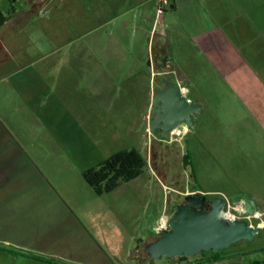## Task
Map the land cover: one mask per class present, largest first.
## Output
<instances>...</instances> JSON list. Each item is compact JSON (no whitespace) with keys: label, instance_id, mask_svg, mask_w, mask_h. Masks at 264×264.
Instances as JSON below:
<instances>
[{"label":"rangeland","instance_id":"rangeland-1","mask_svg":"<svg viewBox=\"0 0 264 264\" xmlns=\"http://www.w3.org/2000/svg\"><path fill=\"white\" fill-rule=\"evenodd\" d=\"M159 1L175 62L186 63L182 49L188 46L195 65L189 66L187 85L207 103H200L203 111L191 130L154 137L149 92L163 75H152L148 63L154 54L150 31L155 23L162 27ZM174 3L0 0L9 18L0 28V115L17 133V142L10 141L17 152L4 151L0 159L15 165L10 178L21 192L0 203V264H195L204 259L201 254L156 260L144 251L157 238L160 217L183 200L179 192L211 199L244 190L257 196L264 214V124L258 123L264 119V93L255 100L249 90L255 84L242 72L228 77L235 86L240 82L232 88L197 52L201 29L216 31L205 4L189 8L190 35L182 26L188 10L173 12ZM251 99L256 103L243 101ZM31 103H37L35 110ZM130 148L147 159L146 171L97 194L84 171ZM185 154L192 158L193 176ZM147 171L162 178L167 190ZM261 249L264 229L253 240L218 251L235 257L215 264H254L264 252L239 254Z\"/></svg>","mask_w":264,"mask_h":264},{"label":"crops","instance_id":"crops-1","mask_svg":"<svg viewBox=\"0 0 264 264\" xmlns=\"http://www.w3.org/2000/svg\"><path fill=\"white\" fill-rule=\"evenodd\" d=\"M145 3L146 2L143 1L141 5H144ZM159 3L160 1L156 3L157 7L159 6ZM197 3L200 5L201 3L202 5L205 4V7L210 12L214 27L216 28V31H211L207 28L201 29V33L198 36H200L199 41L202 50L197 47V52L199 55L203 56L205 60H207L209 65L212 66L211 69H213V71L217 73L219 77H225V80L229 82L232 88H235L236 86L239 87L240 82L238 83L236 80L235 86L234 82H231L228 77L235 76L236 78L238 73H244L245 76L248 77V82L255 84V86L251 89L249 88V90L251 93H255L251 95H253L252 97H255V100L258 101L260 95H258V93H264V64L260 65L261 60H264V0H202V2L201 0H175V3L171 6L173 12H177V10L180 8L183 9V12L185 9L188 10V15L182 18L184 20L182 26L184 30L190 35L191 27L188 26V20L191 19V10L189 11V8H191V5L196 6ZM158 18L162 21V27H159L156 23L154 24L150 31L149 46H151V42L153 46V42L157 37H164V47L168 49L169 62L163 66H158L155 63L154 55L151 53L148 66L152 71V75L157 77L160 75L171 74L175 81L181 84L184 92L191 100H194L198 103H207L198 101L194 96L195 89H192V87L187 85V80H189V77L192 75L191 71L193 72V69L189 66L194 67L195 65V61L193 58L191 60V55L188 52V46L183 45L185 48L182 49V53H184L185 56L182 60H186V63L184 62L179 64L175 62L172 41L167 35L168 30L166 29V24L164 21V12L158 15ZM8 22L9 21H7L2 27L6 26ZM211 32H215V35L212 36ZM3 48L4 47L0 39V50H3ZM242 86L243 85L241 83V87ZM153 90L154 89L151 88L149 92V103L152 100ZM20 93H22V91H20ZM28 93L29 90L26 92V94ZM1 99L2 98H0V100ZM27 99H29V96ZM243 101L245 103H256L252 99ZM35 104L31 103L32 110L36 109ZM2 113L3 114L0 115V158L1 153L4 151L10 150L9 152H12L11 155L15 154L14 151H16V148L10 147L13 145L10 143V141L13 140L17 142V133L8 129L6 126V114L4 112ZM259 121L258 123L264 124V119ZM16 144L18 146V143ZM12 165L13 164L10 163H3V161L0 159V203L3 202V197L9 199L10 196L15 198L21 194L20 191L16 190L20 186L19 182H16L14 179L10 178L11 172L13 171L11 169L15 167V165ZM147 173L148 177L151 178V176H153L156 179L163 181V186L167 190L168 185L162 178L157 177V175H153V173L150 171H147ZM139 178L140 176L137 179ZM170 191L175 192L177 190L170 189ZM179 193L185 196L187 194L197 193V191ZM13 198H11V200ZM259 212L262 214V218L254 217L253 219L257 220V223L251 225L260 226L262 231L264 229V214L261 211L260 206Z\"/></svg>","mask_w":264,"mask_h":264},{"label":"water","instance_id":"water-1","mask_svg":"<svg viewBox=\"0 0 264 264\" xmlns=\"http://www.w3.org/2000/svg\"><path fill=\"white\" fill-rule=\"evenodd\" d=\"M163 53L166 54L163 62L168 64L166 47ZM202 111L203 105L191 100L171 74L163 75L161 85L153 90L149 132L156 137L173 130H191ZM228 202L232 206H243L244 213L250 217L259 212L257 196L244 190H236L229 198L216 196L208 199L201 193L187 194L184 202L173 204L167 223L169 230L147 243L144 251L156 260L163 257L189 258L209 250L218 252L230 248L242 240H253L261 232V227L251 225L247 217L225 216L223 212Z\"/></svg>","mask_w":264,"mask_h":264},{"label":"trees","instance_id":"trees-1","mask_svg":"<svg viewBox=\"0 0 264 264\" xmlns=\"http://www.w3.org/2000/svg\"><path fill=\"white\" fill-rule=\"evenodd\" d=\"M15 10V7H12ZM8 21V16L0 8V27H2ZM184 164L188 167L192 166V176L195 169L193 167L192 158L189 154L184 155ZM148 167V161L144 155L137 148L123 149L115 154L111 155L107 159L103 160L96 166L88 168L84 171L83 176L85 180L93 187L97 194L103 195L116 190L123 182H130L141 176ZM7 250V249H4ZM7 251H10L8 249ZM213 255H208V251L203 252L201 255L204 259L198 261L195 264H215L223 262L229 258L235 256L225 257L220 255V252H214ZM14 252V251H10ZM264 252V249L257 251H250L248 253H242L239 255H246L250 253ZM32 258L38 260H45L47 262H55L52 259H47L38 255L30 254ZM182 260H186L185 257H180ZM58 263V262H57ZM254 264H264L263 260H256Z\"/></svg>","mask_w":264,"mask_h":264},{"label":"built area","instance_id":"built-area-1","mask_svg":"<svg viewBox=\"0 0 264 264\" xmlns=\"http://www.w3.org/2000/svg\"><path fill=\"white\" fill-rule=\"evenodd\" d=\"M157 12H158V15L162 14L164 12L163 8H162V2L160 1L159 3V6H158V9H157ZM172 134H175V133H172ZM179 135V134H177ZM228 208V211H226V209ZM224 215L227 216V217H230V218H237L236 214L235 213H244V208L237 204V205H230V203L228 202L227 206L225 207L224 209ZM262 216V214H261ZM250 217V216H249ZM256 217V216H255ZM168 220H169V215L167 214H164L161 219L159 220V223L158 225L156 226L155 228V232H156V235L159 236L162 232L164 231H168L169 228H168Z\"/></svg>","mask_w":264,"mask_h":264},{"label":"flooded vegetation","instance_id":"flooded-vegetation-1","mask_svg":"<svg viewBox=\"0 0 264 264\" xmlns=\"http://www.w3.org/2000/svg\"><path fill=\"white\" fill-rule=\"evenodd\" d=\"M164 46H165V38L164 37H157L155 40H154V42H153V55H154V59H155V63L159 66H163V65H165V63L163 62V60L166 58V54H164L163 53V48H164ZM164 76H166V75H164ZM163 77H159V79H160V84H158V85H155V87L156 86H159V85H161V79H162ZM154 87V88H155ZM212 199V198H211ZM182 202H184V198H183V200L182 201H180V202H173L170 206H169V210L171 211L172 210V208H173V204L174 203H182Z\"/></svg>","mask_w":264,"mask_h":264},{"label":"bare ground","instance_id":"bare-ground-1","mask_svg":"<svg viewBox=\"0 0 264 264\" xmlns=\"http://www.w3.org/2000/svg\"><path fill=\"white\" fill-rule=\"evenodd\" d=\"M183 130H186V129H183ZM183 130H173L171 133L178 134V133H180V132L183 131ZM242 207H243V206H242Z\"/></svg>","mask_w":264,"mask_h":264}]
</instances>
